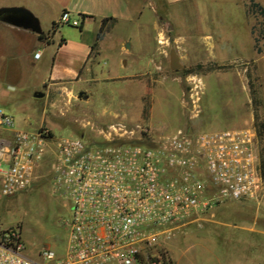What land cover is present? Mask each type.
Instances as JSON below:
<instances>
[{"label":"rangeland","instance_id":"374dc122","mask_svg":"<svg viewBox=\"0 0 264 264\" xmlns=\"http://www.w3.org/2000/svg\"><path fill=\"white\" fill-rule=\"evenodd\" d=\"M127 1L140 11L130 42L139 37V44L148 49L141 56L146 54L151 64L142 57L138 66L112 68L125 77L96 81L87 97L78 98L76 89L70 97L34 96V91L43 92L41 79L50 60L46 54L31 59L30 42L0 25V109L22 130L42 127L53 138L76 136L97 144L104 142L105 134L154 143L189 127L196 133L252 126L264 167V16L258 11L264 9V0ZM72 18L80 22L78 15ZM78 26L62 23L56 30L73 32ZM171 48L180 69L169 68ZM254 212L264 216V195L255 202L218 203L155 246L157 264L243 261L242 255L252 250L237 248L234 241L237 233L246 239L253 233L232 226L239 228L241 219H252ZM67 214L44 177L26 190L0 195V233L18 232L24 253L32 258L43 248L62 252L67 232L61 220ZM255 220L264 223V217Z\"/></svg>","mask_w":264,"mask_h":264},{"label":"built area","instance_id":"2783aa9c","mask_svg":"<svg viewBox=\"0 0 264 264\" xmlns=\"http://www.w3.org/2000/svg\"><path fill=\"white\" fill-rule=\"evenodd\" d=\"M62 23L80 22L62 10L52 26ZM255 133L252 126L187 128L154 143L107 138L97 144L53 138L42 127L16 128L0 109V195L44 177L68 210L61 253L43 248L32 258L9 230L0 233V264H157L155 246L178 226L224 200L263 197Z\"/></svg>","mask_w":264,"mask_h":264},{"label":"crops","instance_id":"0c3cea01","mask_svg":"<svg viewBox=\"0 0 264 264\" xmlns=\"http://www.w3.org/2000/svg\"><path fill=\"white\" fill-rule=\"evenodd\" d=\"M127 2V0H0V7L21 6L33 14L38 19L40 30L46 34V38H39V33L20 27L2 22L0 25L20 33L27 43L30 42L28 56L31 59H38L46 54L48 62L50 60L41 79L43 95L46 93L70 97L72 90L76 89L78 98L81 94L87 97L94 89L96 81L125 77L112 73V68L138 66L139 61L142 62L140 60L142 57L145 64L148 62L151 64V59L146 54L141 56L143 51L147 52L148 49L145 47L144 50L143 45L139 44V37L136 43L130 42L131 27L133 23L139 24L137 21L140 18V11L133 10ZM62 10H66L70 17L87 14L78 30L66 33L52 27V23L57 20ZM102 18L106 20L99 31ZM42 20L47 22L41 25ZM49 27L51 33L48 32ZM36 50L39 51V56L34 58L33 53ZM14 126L20 128L15 121ZM103 138L108 137L105 134ZM250 216L252 218L250 220L241 217L239 228L234 224L232 228L253 233L248 239L237 233V240L234 241L237 248L241 245L250 248L252 252L248 256L246 253L243 254V261L239 258L232 264H264V241H256L257 238L264 239V223L255 220L264 216L258 212Z\"/></svg>","mask_w":264,"mask_h":264},{"label":"water","instance_id":"95a60500","mask_svg":"<svg viewBox=\"0 0 264 264\" xmlns=\"http://www.w3.org/2000/svg\"><path fill=\"white\" fill-rule=\"evenodd\" d=\"M0 22L2 24L20 27L24 30H29L33 33H40V27L38 25V19L31 14L28 10L21 6L0 7ZM168 65L171 70L182 68V64L179 63L176 53L171 49L168 51ZM34 96L42 95L41 91H34ZM79 95V94H78ZM190 132V127L188 128Z\"/></svg>","mask_w":264,"mask_h":264},{"label":"trees","instance_id":"16d2710c","mask_svg":"<svg viewBox=\"0 0 264 264\" xmlns=\"http://www.w3.org/2000/svg\"><path fill=\"white\" fill-rule=\"evenodd\" d=\"M258 11H259V13L262 15V16H264V9H262V8H258ZM87 14H79L78 16H79V18H80V23H79V26L78 27H80V24L82 23V21H83V19H84V17L86 16ZM106 20V18H102V22L100 23V29H99V31L101 30V27H102V25H103V23H104V21ZM52 25H53V23H52ZM53 27V26H52ZM97 36H99V32L97 33ZM38 37L39 38H46V34H44V32H40L39 34H38ZM197 68H200V67H202L200 64L199 65H197L196 66ZM209 67V66H208ZM207 69H210V68H207ZM255 134H257V132L255 133ZM256 138H257V135H256ZM259 170H260V173H261V177L264 179V167H263V165L262 164H260V162H259Z\"/></svg>","mask_w":264,"mask_h":264}]
</instances>
